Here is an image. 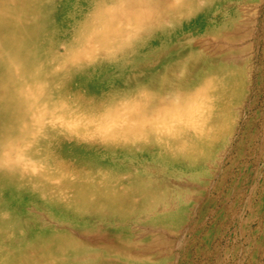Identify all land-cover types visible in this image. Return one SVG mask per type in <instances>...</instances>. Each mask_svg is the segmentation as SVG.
Listing matches in <instances>:
<instances>
[{
	"label": "rangeland",
	"instance_id": "374dc122",
	"mask_svg": "<svg viewBox=\"0 0 264 264\" xmlns=\"http://www.w3.org/2000/svg\"><path fill=\"white\" fill-rule=\"evenodd\" d=\"M131 1L44 0L51 4L43 15L46 34L37 45L41 46L43 56L41 62L32 63L28 69L48 73L52 65L44 63L55 58L57 62L52 60L54 67H65L59 77L56 103L59 102L60 106L67 103L75 111L85 109L82 103L74 100L75 97L97 102L116 94L126 95L120 97L121 101L124 100L121 106L117 98L111 103L114 108L120 107V113L144 107V104L149 103L144 94L155 99H170L171 102H166L168 105L162 107L172 108L176 105L175 96H180L185 87L167 91L153 87L148 90L144 86L150 83L154 85L158 78L164 76L173 78V73L176 79H182L187 86L195 80V73L201 71L198 64L197 69L191 71L194 63L188 61L189 54L193 52L212 56L217 63L221 56L219 50L225 51L232 46L217 35L218 26L224 24L226 28L223 32L231 33L230 23L235 21L242 25L241 32L249 35L242 44L244 48L238 54L240 57L235 56L240 61L229 64L241 72L245 82L239 86V95L232 105L234 115L230 121V132L220 135L213 142L211 131H208L210 128L206 129L199 135L203 141V145L198 144L201 150L191 148L187 152L179 147L181 151L164 146L144 151H135V148L127 150L121 147L120 142L108 145L110 143L106 141L78 139L59 132L58 138L47 134L32 145L33 152H39V146H45L47 152H44V163L47 164L43 167H60L57 171L61 173L74 168L83 175L89 170H105L120 175L124 182L127 175L139 177L144 184H151L153 189L162 194L163 203H169L172 212L177 211L175 203L179 199L182 202L179 209L181 213L178 210L169 225L165 223L164 214L157 209L150 215H130L131 221L127 225L109 218L103 224L96 216L76 206L79 205L76 198L71 201L73 207L70 212H65L63 206L66 201L60 200L51 191L40 194L41 185L38 183L31 184L24 191L19 188L12 191L7 183H0V219L7 223L16 218V225L13 226L15 239L20 237L21 232L25 236L62 229L70 230L76 240L89 245L95 236L106 237L114 234L113 231L118 228H126L143 245L147 244L143 243L144 240H151L153 244L147 246L146 253L162 264H264V0H216L214 4L197 10L189 19L174 23V29L153 33L142 31L138 35L131 31L124 41L120 32L110 41H96L94 36L90 40L94 29L112 30L119 24L122 28L128 26L130 31L131 20L126 19L120 26L121 20L117 19V15L122 12L133 14L135 8L131 6ZM133 39H137L136 42ZM89 41L96 43L99 49L95 47L93 53L81 52L79 49ZM234 46L238 47L239 44ZM96 59L100 61L99 65L95 68L86 67V64ZM10 62H19L18 56H14ZM25 71L23 64L21 72ZM180 71L184 72L183 76ZM20 86L18 89L22 88ZM198 89L199 86L191 90L196 92ZM162 107L146 109L142 116H155ZM249 122L252 123L250 132L255 140L242 144L243 132H246ZM149 140H142L140 146L146 145ZM117 144L120 145L117 150L109 153L104 151L105 146ZM1 154L0 148V157L3 156ZM6 156L8 160L17 158L14 151ZM13 165L9 164L11 167ZM82 181H85L84 178ZM73 223L82 225V228L74 229ZM91 231L93 233L89 234ZM94 231L97 233L94 234Z\"/></svg>",
	"mask_w": 264,
	"mask_h": 264
},
{
	"label": "bare ground",
	"instance_id": "6f19581e",
	"mask_svg": "<svg viewBox=\"0 0 264 264\" xmlns=\"http://www.w3.org/2000/svg\"><path fill=\"white\" fill-rule=\"evenodd\" d=\"M215 1L132 0L130 4L135 8V12L129 15L122 12L121 15L120 13L117 15V19L121 20L120 26L126 19L131 20L130 27L132 29L130 31L127 29L128 26L122 28L119 27V24L112 30L109 28L94 29L90 40L94 36L96 41H110L120 32V37L124 41L131 31L138 35V33L142 34V31L153 33L174 29L176 28L173 26L174 23L189 19L197 10L203 6L214 4ZM50 4L44 0H0V148L2 149L1 155H3L0 157V183H7L12 191L16 188L24 191L29 189L31 184L38 183L41 185L40 194L43 195L51 191V194L66 201L63 206L65 212H70L73 207L70 205L71 201L76 198L79 200V205L76 206H80L88 214L96 216V219L103 224L109 218L127 225L131 221L130 215H150L157 209L164 214L165 223L169 225V221L171 222V219L177 216L178 210L181 208L182 202L179 199L175 203L177 211L172 212L173 210L168 207L169 203H163L162 194L153 189L151 184H144V181L139 177L133 178L131 175H127L124 182L120 175H114L105 170H89L83 175L74 168H69L61 173L57 171V169H61L60 167H55L56 169L43 167L47 164L44 163V152L47 150L45 151V146H39L41 151L33 152L32 145L40 142L47 134L58 138L59 132L78 139L106 141L110 143L108 145L120 142L122 143L121 147L127 150L135 148V151H144L163 146L178 151L184 149L186 152L191 148H196L195 151L201 150L198 144L203 145V141L199 135L206 129L210 128L208 131H211L210 138L213 142L220 135L230 132V121L234 115L232 105L235 104L234 100L239 95V86L245 82L241 78V72H237L229 64L233 65L235 61H240L235 59V56L240 55L241 49L244 48L242 44L249 34L242 33V25L235 21L230 23L231 33L223 32L226 27L224 24H219L220 29L217 31V35L226 39L227 43L232 46L227 47L225 51L218 49V54L221 56L217 63L214 62L212 56L192 52L188 56V61L194 63L191 71L194 72L197 69V64L200 65L199 70L201 71L195 73V80L189 82L187 86L182 79H176L174 73L172 74L173 78L170 76L158 78L155 86L151 83L144 86L148 90L153 87V89L167 91L185 87L186 89L181 91L183 93L180 96H175L177 101L172 108H164L168 105L166 102H171L170 99H155L153 96L144 94L149 102L144 104V107L120 113V107H118L119 109L114 108L115 106L111 103L116 98L120 100V97L126 95L116 94L97 102L85 97H75L74 100L82 103L84 106H81L85 108L84 111L79 109L75 111L67 103V106H60L59 102L56 103L59 77L65 67H54L53 62H57L55 58H50L44 63L47 66L52 65L48 73L28 69L32 63L42 60V48L37 45L42 42L46 34V22L43 15L48 11ZM116 27L117 29H115ZM136 40L134 41L136 42ZM238 44V47L234 46ZM95 47L99 49L96 43L89 41L79 50L83 53H88V51L93 53ZM16 55L19 62H10ZM105 59L106 57L102 60ZM225 60H230V62H225ZM67 63L68 61L65 62V64ZM99 63L100 61L96 59L86 64V67L95 68ZM23 64L26 67L24 73L21 72ZM183 74L184 72L182 76ZM38 78L42 79L35 82ZM20 85L22 88L18 89ZM197 86L199 89L193 92L191 89ZM122 101L120 100V106ZM105 104L109 106L106 105V107ZM151 107L162 108L155 116L153 114L148 118L143 117L145 110ZM113 109L117 110L113 112ZM246 127V132H243L242 144L255 140V136L250 132L252 123H247ZM4 134L6 135L3 136ZM142 140H149V142L140 146ZM119 147V144L105 146L104 151L109 153ZM12 151L15 152V156L17 155L16 160H8V156H6ZM9 164L15 165L11 167ZM14 178L16 181H13ZM82 178L85 181H82ZM147 200L149 202H146ZM15 219L12 218L7 223L0 219V264H162L161 261L156 262L151 255L146 253L147 246L149 247L152 243L151 240H144L143 243L147 244L143 245L140 243L141 240H136L132 231L126 228L122 230L118 228L113 231L114 234L111 233L106 237L95 236L94 241L88 245L76 240L70 230L62 229L35 232L25 236L21 232L20 237L15 239L13 231L15 229L13 226L17 222ZM72 227L78 230V228H82V225L73 223ZM101 230L107 231L106 229ZM94 232V234L97 233V231ZM91 233L93 232H89V234ZM262 241L264 240L262 239Z\"/></svg>",
	"mask_w": 264,
	"mask_h": 264
}]
</instances>
